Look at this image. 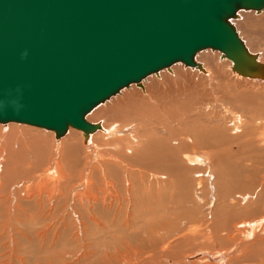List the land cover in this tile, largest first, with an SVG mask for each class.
Listing matches in <instances>:
<instances>
[{"label": "rangeland", "instance_id": "1", "mask_svg": "<svg viewBox=\"0 0 264 264\" xmlns=\"http://www.w3.org/2000/svg\"><path fill=\"white\" fill-rule=\"evenodd\" d=\"M250 16L238 32L264 62V15ZM211 51L204 71L160 72L145 95L101 103L90 139L0 123V264H264V227L249 225L264 219V82L238 81Z\"/></svg>", "mask_w": 264, "mask_h": 264}, {"label": "water", "instance_id": "2", "mask_svg": "<svg viewBox=\"0 0 264 264\" xmlns=\"http://www.w3.org/2000/svg\"><path fill=\"white\" fill-rule=\"evenodd\" d=\"M262 8L264 0H0V123L57 138L74 127L88 138L101 127L87 118L97 105L178 61L203 70L196 55L206 48L238 74L263 76L233 22Z\"/></svg>", "mask_w": 264, "mask_h": 264}, {"label": "bare ground", "instance_id": "3", "mask_svg": "<svg viewBox=\"0 0 264 264\" xmlns=\"http://www.w3.org/2000/svg\"><path fill=\"white\" fill-rule=\"evenodd\" d=\"M251 12H258V13H262L263 15H264V8H262L260 11H257V10H255V9H243V10H240L239 11V15H238V17L237 18H235L234 20H233V22H234V24H235V26H236V29H237V31H238V27H240L239 28V30H244V29H246L247 27V25L249 24V20L250 19H253V17L252 16H250V13ZM264 17V16H263ZM264 21V20H263ZM240 25V26H239ZM242 31H240L239 32V34L240 35H242ZM249 36V35H248ZM246 40H247V38H245L244 39V41H245V43H246ZM246 45H247V43H246ZM210 49H212V48H206V49H202V50H200L198 53H197V55H196V60L198 61V62H201L202 63V61H203V57L204 56H207V55H211V53H212V51L209 53V50ZM212 50H215V49H212ZM217 53H218V56H219V61H221V62H224V63H226V64H229L230 66H231V68H232V61L229 59V58H222V56H221V52L219 51V50H215ZM257 59H258V56H257ZM262 62V61H261ZM262 63H264V62H262ZM186 66V67H185ZM188 67V68H187ZM184 68H186L187 70L189 69L190 71L191 70H194V71H200L201 69H199V68H196V67H193V66H189V65H186L184 62H182V61H178V62H175V63H173L172 65H171V67H170V69L168 68V67H164V68H162V69H160L157 73H160V72H170L172 75H177V74H180V73H182V69H184ZM186 69H185V71H186ZM201 71H204V69L203 70H201ZM156 72H154V73H152V74H149V75H147L145 78H143L142 79V83H144L145 82V84H148L149 83V86H147L146 88L144 87V84L142 85V86H137L136 88L135 87H133V86H131V85H134V84H137V83H132L130 86H127V87H123L121 90H120V92H118V93H116V94H114V95H112L109 99H107L105 102H102V103H104V105H105V107L104 106H102L101 108H98L99 107V105H97L96 107L98 108H94L88 115L90 116V115H92L93 113L94 114H98L99 112H100V110L104 107V108H109V109H111V108H114V107H116L117 105H120L121 103H124L127 99H128V97H134V95L136 94V93H139L141 96H143V95H145L147 92H148V90L150 89V88H153V86H156V88L158 87V84H159V80H158V78L160 77L158 74H157ZM232 73H234V75H235V77H236V79L238 80V81H244V82H247V83H249V84H254V85H259L260 83L259 82H264V75L263 76H260V77H258V76H243V75H241V74H238L237 72H234L233 70H232ZM155 77H158V78H155ZM200 78H202V79H204L205 77L204 76H199ZM163 80V79H162ZM208 80H210V78H208ZM157 81V82H156ZM140 87V88H139ZM144 87V88H143ZM128 88V89H127ZM147 96V95H146ZM148 97V96H147ZM133 99V98H132ZM131 103H133V102H131ZM121 107V106H120ZM208 109V108H207ZM210 109V108H209ZM226 113L227 112H229L228 110L227 111H225ZM87 115V118H88V120L90 121V122H92L90 119H89V116ZM232 117V122H234L235 124H237V123H239V121L241 120V122H243V119H242V116L241 115H239L238 113H233V115L231 116ZM9 123H17V122H9ZM1 124H4V123H1ZM6 124H8V123H6ZM19 124H23V123H19ZM25 125H28V124H25ZM101 125V124H100ZM30 126H32V125H30ZM33 127H36V126H33ZM38 128H40V127H38ZM42 129H44V128H42ZM47 130V129H46ZM75 130H79V131H81L80 133H82L83 134V136H85V134H84V131L83 130H81V129H78V128H74V127H70L69 128V130H68V132L65 134V135H63V136H67V135H70L71 137H69V138H67V141H74L75 139H76V136H74L75 134H74V132L73 131H75ZM101 130H102V126L100 127V128H98V129H96V130H93L91 133H90V135L88 136V138H86L85 137V140L86 139H90V137L93 135V134H95V133H97V132H101ZM104 130V132H105V135H103V137L105 138V136H106V134L108 135V136H112V135H117L118 133H120V131L119 130H117V129H115V130H113V131H110V130H105V129H103ZM49 131H52V130H49ZM77 133V132H76ZM98 134V133H97ZM198 136V135H197ZM62 137V136H61ZM60 137V138H61ZM198 138V137H197ZM200 138V137H199ZM195 139V138H194ZM193 139V140H194ZM204 139V138H203ZM89 141V140H88ZM206 142V141H205ZM194 143V142H193ZM196 143H201V141H199V140H197V142ZM195 144V143H194ZM147 146V148L148 147H150L151 149H149L150 151H148V153H146L145 154V160L146 161H148V163L149 164H154V165H156V164H158L157 162H160V160L162 159V157L160 156V155H158V151L155 149L156 148V146H157V143L155 142V141H151V142H149L148 143V145H146ZM161 149V148H160ZM146 150V149H145ZM165 151V150H164ZM170 158H172V155H171V157L169 156V154L167 155V157L164 159L165 160V163L167 164V162L168 161H172L173 160V158L172 159H170ZM182 159L184 160V162L186 163V164H188L190 167H192V168H198V169H201L202 167L203 168H205V167H208V170H209V172H206V175H207V177H210V178H212L213 180L216 178V176L214 175V176H212V174H214L213 172H210V171H212V168H214V166H212L211 167V165H210V161H209V158L207 157V156H205L204 154H202V153H197V152H189V153H183L182 154ZM165 164V165H166ZM153 166V165H152ZM164 166V165H163ZM154 167V166H153ZM165 167V166H164ZM168 167V166H167ZM166 167V168H167ZM170 167H172V168H174L175 167V165L174 164H171V165H169V168L168 169H170ZM207 170V171H208ZM153 175V174H152ZM205 175V176H206ZM110 184V183H109ZM214 195V194H213ZM251 194H249L248 195V197H243V199L245 200L246 199V201L248 202L250 199L249 198H253V197H249ZM247 196V195H246ZM249 199V200H248ZM264 220V219H263ZM263 220H261V221H257L256 223H254V224H249L250 225V228L252 229H250L252 232H256V230H260L261 228H263L264 227V223L262 222ZM246 228V227H245ZM248 228V227H247ZM243 229V228H242ZM258 230V231H259ZM262 230V229H261ZM246 232V231H245ZM250 236H251V233H250ZM253 238V237H252Z\"/></svg>", "mask_w": 264, "mask_h": 264}, {"label": "clouds", "instance_id": "4", "mask_svg": "<svg viewBox=\"0 0 264 264\" xmlns=\"http://www.w3.org/2000/svg\"><path fill=\"white\" fill-rule=\"evenodd\" d=\"M24 55L26 56L27 53H25ZM17 90H19V89H17ZM22 107L23 106L21 104H19V105L12 106L11 109L18 114L22 110ZM7 110H8L7 108L4 109V111H7Z\"/></svg>", "mask_w": 264, "mask_h": 264}]
</instances>
